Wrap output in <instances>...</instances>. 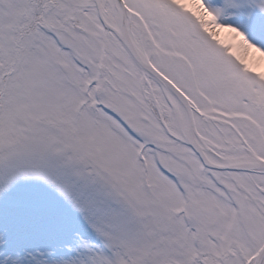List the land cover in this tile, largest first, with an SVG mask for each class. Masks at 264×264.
Masks as SVG:
<instances>
[{"label":"snow or ice","instance_id":"obj_1","mask_svg":"<svg viewBox=\"0 0 264 264\" xmlns=\"http://www.w3.org/2000/svg\"><path fill=\"white\" fill-rule=\"evenodd\" d=\"M0 264H264V0H0Z\"/></svg>","mask_w":264,"mask_h":264}]
</instances>
